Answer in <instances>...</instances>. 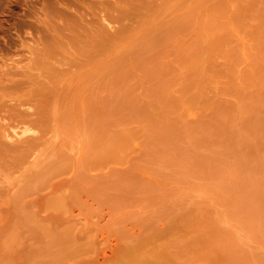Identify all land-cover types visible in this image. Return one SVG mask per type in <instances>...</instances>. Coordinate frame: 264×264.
Listing matches in <instances>:
<instances>
[{
    "label": "rangeland",
    "instance_id": "rangeland-1",
    "mask_svg": "<svg viewBox=\"0 0 264 264\" xmlns=\"http://www.w3.org/2000/svg\"><path fill=\"white\" fill-rule=\"evenodd\" d=\"M0 264H264V0H0Z\"/></svg>",
    "mask_w": 264,
    "mask_h": 264
},
{
    "label": "bare ground",
    "instance_id": "bare-ground-1",
    "mask_svg": "<svg viewBox=\"0 0 264 264\" xmlns=\"http://www.w3.org/2000/svg\"><path fill=\"white\" fill-rule=\"evenodd\" d=\"M105 20H107V21H108L110 24H112V26L114 27L115 23L112 22V20H109L108 18H105ZM113 23H114V24H113ZM107 24H108V23H107ZM109 26H111V25H109ZM112 26H111L110 28H112ZM9 129H10V128H9ZM6 130H8V129H6ZM34 131H35L34 127L31 126V125H29V124H19V125H16V126L14 125V126L12 127V130H11V129L9 130V133H8V131H7L8 134L6 133L7 136H6V135H5V136H6L7 139H8V137L11 138V139H16V142H17V141L19 142V139H21V140L23 139L22 141L20 140L21 142H23V141H25V139H26V141H27V138L29 137V136H28L27 138L24 139V136H25V135L27 136L28 133H30V132L32 133V132H34ZM3 136H4V135H3ZM5 136H4V137H5ZM17 138H18V139H17ZM29 138H30V137H29ZM11 142H12V141H11ZM24 143H25V142H24ZM13 144H14V145H17V144H18V145H19L20 143H17V144H16V143L13 142ZM20 145H21V144H20ZM35 152H36V151H35ZM33 153H34V152H33ZM31 154H32V153H31ZM35 154H36V156H37V153H35ZM35 154H34V155H35ZM38 154H39V153H38ZM31 156H33V154L30 155V158H31ZM36 156H35V157H36ZM35 157H34V158H35ZM40 157H41V156H40ZM40 157H39V159H40ZM30 158H29V159H30ZM29 159H27V160L29 161ZM31 159H32V158H31ZM37 159H38V158H37ZM30 161H31V160H30ZM26 163H27V162H26ZM29 164H30V163H29ZM37 164L39 165V162L36 163L35 161H33V162L31 161V165L37 166ZM26 166H28V168L30 167L29 165H26ZM23 168H24V167H23ZM30 169H32V168H29L28 170H30ZM18 173H19V172H18ZM21 173H23V172H21ZM21 173H20V174H21ZM5 174H7V173H5ZM12 176H14V175H12ZM20 176H21V175H19V177H20ZM22 176H23V175H22ZM15 177L18 179L17 174H16ZM15 177H14L13 179H15ZM5 178H6V177H5ZM21 178H22V177H21ZM7 180H8V179H7ZM10 180H11V179H10ZM13 181H14V180H13ZM18 181L20 182V180H18ZM9 182H10V181H9ZM10 183H11V182H10ZM11 184H12V183H11ZM13 187H14V186H13ZM13 187H12V188H13ZM135 253H136V252L134 251L132 254L135 255Z\"/></svg>",
    "mask_w": 264,
    "mask_h": 264
}]
</instances>
